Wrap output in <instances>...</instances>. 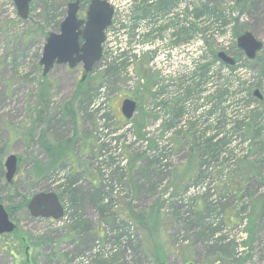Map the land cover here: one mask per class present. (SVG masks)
<instances>
[{
  "label": "rangeland",
  "instance_id": "1",
  "mask_svg": "<svg viewBox=\"0 0 264 264\" xmlns=\"http://www.w3.org/2000/svg\"><path fill=\"white\" fill-rule=\"evenodd\" d=\"M70 1L32 0L22 19L0 0V202L53 192L64 208L57 221L27 206L10 216L42 240L37 264H264V0H108L117 32L100 62L82 80L81 65L43 76L45 39ZM246 31L262 42L252 60L236 45ZM41 82L52 85L46 119L33 111ZM69 102L75 122L61 113ZM42 128L73 140L69 161L43 176ZM153 210L158 223L139 221ZM14 236L0 234V264H34L26 243L5 249Z\"/></svg>",
  "mask_w": 264,
  "mask_h": 264
},
{
  "label": "water",
  "instance_id": "2",
  "mask_svg": "<svg viewBox=\"0 0 264 264\" xmlns=\"http://www.w3.org/2000/svg\"><path fill=\"white\" fill-rule=\"evenodd\" d=\"M32 0H14L17 13L22 19H26L29 13V5ZM80 0H72L67 4L66 15L59 25L58 32H50L42 48L39 65L42 66V75L45 76L56 65H67L70 69L81 64L83 68L82 79L90 73L102 56V43L104 42V30L110 25L113 8L106 0H90L85 17L79 18L77 12ZM237 46L245 56L252 60L261 49L262 42L256 39L249 31L237 37ZM218 59L225 64L233 65L234 59L223 51L217 53ZM258 99L262 95L258 89L253 91ZM136 109V102L125 98L121 104V113L126 118L132 117ZM18 158L14 154H8L4 161L5 179L11 182ZM29 214L34 218L59 219L63 215V206L57 194L53 192H40L34 194L27 202ZM15 229L14 222L0 202V234L11 233ZM157 264H166L159 262ZM193 264V263H187Z\"/></svg>",
  "mask_w": 264,
  "mask_h": 264
},
{
  "label": "trees",
  "instance_id": "3",
  "mask_svg": "<svg viewBox=\"0 0 264 264\" xmlns=\"http://www.w3.org/2000/svg\"><path fill=\"white\" fill-rule=\"evenodd\" d=\"M51 86H52L51 84L48 85L47 83H43V82L39 83L38 90H37V99L35 101V105L33 108V111L36 117L38 116V118L42 116L43 118L46 119L48 116V111L50 110L48 92ZM60 109H61V113L63 114V118L65 119L69 118V120L75 122L74 120L75 115L72 114V111H74V109L72 107L71 102L67 104H63ZM34 121L38 122V119H35ZM44 122L45 120L41 121V123H44ZM41 123L38 122L37 124L40 125ZM44 131H45L44 128H42L41 132L37 134V137L34 141L35 143H38L40 148L44 150L47 156V162L45 164H42L40 162H36L35 164L36 165V172H35L36 175L39 173L42 176L48 173L49 171H52L53 169H55L59 164L69 161V155H68L69 151L67 149L70 147L71 142L73 141L72 138H69L66 140L61 139L58 141L50 140L49 137L47 136V133H45ZM30 137L32 139V136ZM1 173H2V169H1V159H0V176H1ZM8 197H11V196H8ZM27 200H28L27 198H23L22 201L17 206L6 207V210L9 212V215L11 216L15 209L26 207ZM137 217L139 221L142 222L144 225L149 224L150 221L152 223L154 222L158 223L159 221L158 220L159 214L155 210L149 212L148 215L146 216H143L141 214V215H138ZM13 235H15L14 237H15L16 242H12V243L6 242L4 244L5 249L11 248L13 250L17 248L16 250L21 253L22 252V242H24L26 243L27 247H29L32 250V254H30V258H32L34 264H37V256L39 255V251L44 245L40 237L32 238L28 236L26 238L24 234H22L21 231L18 230V228H15V230L13 231ZM158 261L159 259L155 258L154 260H152V263H155Z\"/></svg>",
  "mask_w": 264,
  "mask_h": 264
},
{
  "label": "built area",
  "instance_id": "4",
  "mask_svg": "<svg viewBox=\"0 0 264 264\" xmlns=\"http://www.w3.org/2000/svg\"><path fill=\"white\" fill-rule=\"evenodd\" d=\"M152 1V0H151ZM114 7V6H113ZM114 9H115V7H114ZM115 17L113 18V22H112V24H111V26L106 30V42L107 41H109L110 39H112L113 38V36H114V33H116L117 32V27L115 26ZM114 27H115V29H114ZM139 35V34H138ZM125 40H126V38H124ZM105 42V43H106ZM140 51H138L137 52V54L136 55H140V53H139ZM102 91L100 92V98L98 99V102H100V101H103V100H105V97H104V92H103V88L101 89ZM106 104V102H104L103 103V105H105ZM98 246V245H97ZM97 251H98V249H97ZM78 260V259H77ZM79 264H82V263H80L79 262Z\"/></svg>",
  "mask_w": 264,
  "mask_h": 264
},
{
  "label": "flooded vegetation",
  "instance_id": "5",
  "mask_svg": "<svg viewBox=\"0 0 264 264\" xmlns=\"http://www.w3.org/2000/svg\"><path fill=\"white\" fill-rule=\"evenodd\" d=\"M87 6V5H86ZM81 11H82V13H81ZM85 11H86V7H83V5H82V1L80 0V7H79V10H78V12H77V16L79 17V18H84L85 17ZM80 13H81V16H80ZM81 67H82V65H81Z\"/></svg>",
  "mask_w": 264,
  "mask_h": 264
}]
</instances>
